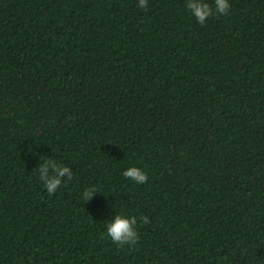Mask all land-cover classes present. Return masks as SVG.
<instances>
[{"label":"trees","instance_id":"trees-1","mask_svg":"<svg viewBox=\"0 0 264 264\" xmlns=\"http://www.w3.org/2000/svg\"><path fill=\"white\" fill-rule=\"evenodd\" d=\"M228 2L0 0V264H264V0Z\"/></svg>","mask_w":264,"mask_h":264},{"label":"clouds","instance_id":"clouds-1","mask_svg":"<svg viewBox=\"0 0 264 264\" xmlns=\"http://www.w3.org/2000/svg\"><path fill=\"white\" fill-rule=\"evenodd\" d=\"M215 8L206 0H187L186 7L190 10L195 19L204 25L206 19L214 15L227 14L230 8L228 0H214ZM139 8H146V0H139ZM122 175L134 181L136 184H144L148 182L146 172L136 166H130L125 169ZM72 180V170L62 164H58L55 160L46 159L44 163L39 165V178L43 181V186L46 188L49 195L54 194L64 182V178ZM94 192H97L95 187L86 189L82 198L87 202L91 199ZM142 223H148V217L141 218ZM137 218L135 216H127L115 214L114 218L107 224V236L111 239L114 245L123 247L125 245H134L139 240V234L136 229Z\"/></svg>","mask_w":264,"mask_h":264}]
</instances>
